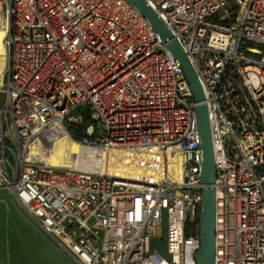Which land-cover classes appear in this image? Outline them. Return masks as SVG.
<instances>
[{
  "label": "built area",
  "instance_id": "2783aa9c",
  "mask_svg": "<svg viewBox=\"0 0 264 264\" xmlns=\"http://www.w3.org/2000/svg\"><path fill=\"white\" fill-rule=\"evenodd\" d=\"M0 28V187L75 264H144L136 7L0 0ZM59 135L90 168L48 163Z\"/></svg>",
  "mask_w": 264,
  "mask_h": 264
},
{
  "label": "rangeland",
  "instance_id": "374dc122",
  "mask_svg": "<svg viewBox=\"0 0 264 264\" xmlns=\"http://www.w3.org/2000/svg\"><path fill=\"white\" fill-rule=\"evenodd\" d=\"M15 211L29 221L22 220ZM33 221L16 199L0 187V264H75L61 245L30 223L35 224Z\"/></svg>",
  "mask_w": 264,
  "mask_h": 264
},
{
  "label": "bare ground",
  "instance_id": "6f19581e",
  "mask_svg": "<svg viewBox=\"0 0 264 264\" xmlns=\"http://www.w3.org/2000/svg\"><path fill=\"white\" fill-rule=\"evenodd\" d=\"M4 30L0 28V90H3L5 84V46L2 42ZM81 148L75 141H71L66 136H56L53 146L45 154L48 163L52 166L90 168V162L87 158H76L81 152Z\"/></svg>",
  "mask_w": 264,
  "mask_h": 264
},
{
  "label": "trees",
  "instance_id": "16d2710c",
  "mask_svg": "<svg viewBox=\"0 0 264 264\" xmlns=\"http://www.w3.org/2000/svg\"><path fill=\"white\" fill-rule=\"evenodd\" d=\"M70 127H71L72 130L75 129L77 132L79 130V125L78 124H71ZM76 131H72L71 134H72V137H73L74 140H79L81 138V135L78 134Z\"/></svg>",
  "mask_w": 264,
  "mask_h": 264
},
{
  "label": "crops",
  "instance_id": "0c3cea01",
  "mask_svg": "<svg viewBox=\"0 0 264 264\" xmlns=\"http://www.w3.org/2000/svg\"><path fill=\"white\" fill-rule=\"evenodd\" d=\"M16 212V214L22 219V220H25V221H29V220H27L25 217H23L22 215H20V214H18V211H15ZM32 218V217H31ZM32 221H33V219H32ZM34 222V221H33ZM31 224H33V225H37V223H32V222H30ZM38 226V225H37ZM41 230V229H40ZM41 233L42 234H46L43 230H41ZM41 243H42V240H40V242L37 244L38 245V250H40V248H41Z\"/></svg>",
  "mask_w": 264,
  "mask_h": 264
},
{
  "label": "water",
  "instance_id": "95a60500",
  "mask_svg": "<svg viewBox=\"0 0 264 264\" xmlns=\"http://www.w3.org/2000/svg\"><path fill=\"white\" fill-rule=\"evenodd\" d=\"M126 2H128V3H130L132 6H135L136 7V0H125ZM33 219V218H32ZM35 221V220H34ZM52 238V237H51ZM53 239V238H52ZM54 241H55V243L57 242L59 245H60V243L57 241V240H55V239H53ZM62 246V245H61ZM63 247V246H62Z\"/></svg>",
  "mask_w": 264,
  "mask_h": 264
}]
</instances>
